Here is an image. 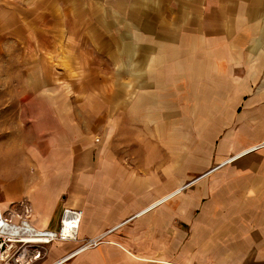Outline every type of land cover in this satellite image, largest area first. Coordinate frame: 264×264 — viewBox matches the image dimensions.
Instances as JSON below:
<instances>
[{"label": "crops", "instance_id": "1", "mask_svg": "<svg viewBox=\"0 0 264 264\" xmlns=\"http://www.w3.org/2000/svg\"><path fill=\"white\" fill-rule=\"evenodd\" d=\"M0 46V100L20 116L0 126L20 133L0 151L1 210L18 221L24 204L30 222L51 231L65 208L80 210L81 240L120 226L108 243L62 264H214L231 237L249 248L264 242V150L251 157L260 161L256 181L234 175L244 187L228 193L189 190L216 167L182 184L175 154L156 159L154 149L140 150L139 159L132 149L149 140L158 116L187 114L181 100L198 99V84L206 99L212 84L222 95L235 81L264 82L230 75L248 57L254 71L264 65V0H0ZM262 100L254 92L248 111L264 113ZM227 139L221 167L259 145L224 160ZM164 165L160 181L151 172ZM78 246L55 242L36 264H56Z\"/></svg>", "mask_w": 264, "mask_h": 264}, {"label": "rangeland", "instance_id": "2", "mask_svg": "<svg viewBox=\"0 0 264 264\" xmlns=\"http://www.w3.org/2000/svg\"><path fill=\"white\" fill-rule=\"evenodd\" d=\"M258 46V44L255 45V47ZM250 52L252 53V51ZM248 59L249 61H246V66L243 70L236 72L235 68L233 71H230V75L235 76L234 78H236V76H245V78H247L255 74L264 78V65H262L260 70L257 68V70L254 71L251 57H248ZM22 76H24L23 73ZM62 86L63 85H54V90H64ZM205 86L204 84L197 85L198 99L181 100L182 111H186L187 114H182L174 118L158 116L155 118V122L152 123L151 126L149 125V128H152L148 130V134L150 135L149 140L143 142L144 146L149 142L148 146H143L142 148L134 147L132 149L134 152L135 150L138 151V153H134V157L139 159L140 157L138 155L140 154V150L145 152L146 150L154 149L157 151L154 155L156 159H171L169 154H175L174 159L178 160L177 165L180 166L176 174L177 177L180 178L182 184H187L216 167L215 169L217 170L215 172L207 175L201 181L194 184V186L192 185L189 190L208 185L209 187L212 186L217 189H226L228 190L227 192L230 193V191L244 187L242 184L243 180L231 179L234 175L243 177L249 173L251 175L244 176L247 177L246 181H256L254 174L259 170L258 166L260 165V161L259 159L253 160L251 157L263 151L264 148L218 169L220 159H218L217 156L220 154V146L222 143L230 141V139H227L228 137L233 141V145H230L228 154L225 155L226 158L223 156L225 160L233 157L240 149L264 143V137L261 140H256L257 137L255 139L256 141L254 140L251 144L238 146V144L242 143L243 139L246 140L250 138V136H264V113L250 112L247 109V104L252 99L254 92L257 93L260 91V93H264V82L253 84L235 81L233 84L229 83L228 87L225 85V90L227 87V91L223 92L222 95L216 91L217 89L222 91V86L220 84H212V98L204 99L202 98L204 97V90H207V87L206 89L204 88ZM263 101L264 100L261 102ZM2 102H5V108H3L4 105L2 106L4 110L0 108V126L3 123H10L11 125L14 123L18 124L20 116H18L19 113L17 110L7 109V100H0V103ZM193 112H196V114ZM262 112H264V109ZM149 118L151 119L152 117ZM138 122L140 123V117ZM173 123L177 124V126H175L177 130L169 132L168 129L170 126L172 127ZM159 125H161V127ZM153 128L156 130L151 131ZM208 129H210L208 134L209 138L204 140L203 137ZM19 135L20 133L18 131H0V151L3 150L4 143L9 141L7 144L11 146L13 140L18 139ZM254 148L255 147H252L242 154L245 155V153L251 152ZM5 149L11 150L12 148ZM145 158L146 155L143 159ZM2 161L3 159H0V164H2ZM166 168L167 165L161 167L160 170L153 169V173L151 172V174L159 175V180L164 181L163 174ZM218 202L226 207L228 210L227 214L235 212V210H231L233 202L227 198H220ZM232 222L235 221L229 219V223ZM184 230L185 234L189 232L188 228H184ZM230 239L232 240L230 243L221 245L223 248V255L221 256V260L214 261V264H264V242L258 244L257 247H255L256 245H252V247L249 248L248 246L250 245L235 243L234 237ZM258 247H260L259 250H261V256L259 255V257L258 251L256 250ZM225 250L226 254H224Z\"/></svg>", "mask_w": 264, "mask_h": 264}, {"label": "built area", "instance_id": "3", "mask_svg": "<svg viewBox=\"0 0 264 264\" xmlns=\"http://www.w3.org/2000/svg\"><path fill=\"white\" fill-rule=\"evenodd\" d=\"M264 148V143L257 145L251 153ZM250 153V154H251ZM23 215L14 221L0 208V264H36L47 256L46 247L55 242L78 243L68 257L56 264L78 255L79 253L96 249L108 243V238L120 226L114 227L96 237L81 240L79 238L80 224L83 213L80 210L65 208L57 231L38 229L30 222V208L23 204Z\"/></svg>", "mask_w": 264, "mask_h": 264}, {"label": "bare ground", "instance_id": "4", "mask_svg": "<svg viewBox=\"0 0 264 264\" xmlns=\"http://www.w3.org/2000/svg\"><path fill=\"white\" fill-rule=\"evenodd\" d=\"M230 159H232V158H230ZM233 160H234V159H232V161H233ZM221 165H222V164H221ZM221 165L218 166V169L221 168ZM222 167H223V166H222ZM214 170H215V169H214Z\"/></svg>", "mask_w": 264, "mask_h": 264}]
</instances>
